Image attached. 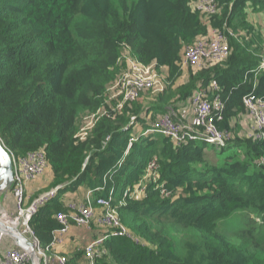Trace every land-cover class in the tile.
I'll list each match as a JSON object with an SVG mask.
<instances>
[{
    "label": "trees",
    "instance_id": "16d2710c",
    "mask_svg": "<svg viewBox=\"0 0 264 264\" xmlns=\"http://www.w3.org/2000/svg\"><path fill=\"white\" fill-rule=\"evenodd\" d=\"M118 1L0 0V141L15 157L44 149L50 188L64 186L38 207L31 229L47 248L61 228L56 216L77 201L65 203L67 194L85 189L95 200L113 192L123 225L141 243L110 238L98 264H264V138L241 136L239 124L244 98H264V72H253L264 61V38L248 20L264 0H218L214 15L193 10V0ZM210 28L226 34L230 55L187 68L180 82L184 49ZM123 50L154 64L165 89L118 109L121 100L109 103L107 89L122 72ZM198 90L224 106L214 113L228 136L225 147L213 146L216 158L228 153L220 165L207 161L205 142L177 146L159 133L137 134ZM99 111L81 140L80 117ZM151 163L156 181L147 178ZM135 185L145 187L138 201L125 195ZM240 210L251 215L233 243L218 226ZM83 253L68 263L85 264Z\"/></svg>",
    "mask_w": 264,
    "mask_h": 264
},
{
    "label": "built area",
    "instance_id": "2783aa9c",
    "mask_svg": "<svg viewBox=\"0 0 264 264\" xmlns=\"http://www.w3.org/2000/svg\"><path fill=\"white\" fill-rule=\"evenodd\" d=\"M218 0H193L191 8L204 15H214L219 11ZM231 53L227 36L218 29L210 28L204 36L198 37L195 42L184 49L182 53V68L199 70L205 65H216L225 61ZM132 55V54H131ZM133 56V55H132ZM126 60V70L122 76L113 84L115 91L112 99L121 100L117 108L121 109L125 102L139 100L141 93H161L165 89V80L156 70L155 65H144L134 56ZM256 76L264 72V61L253 71ZM119 77V76H118ZM215 90L216 88L213 87ZM244 105L249 119L252 121L253 133L249 137L261 140L264 138V98L250 94L244 98ZM193 113L191 123L175 119L171 114L160 116L152 127L144 131L141 136L153 133L162 134L172 140L175 145L180 146L189 142H205L216 147H225L227 135L216 125L217 117L215 112H221L224 108L218 96L210 101L204 91L198 90L190 100ZM104 113L90 114L89 126L84 127L77 133V137L85 140L95 125L97 118ZM138 137H133L136 141ZM130 143V144H131ZM14 181L10 190L16 207V216L10 217L13 226L16 224L21 233L34 245L40 259L39 264H69L68 257L62 254L53 253L52 248L61 246L64 236L69 233L71 227L76 225L81 228L94 230L97 234L85 246V264H98L99 260L107 254L104 246L110 238L124 237L139 244L141 241L133 235L122 223L117 209L113 206L111 198H97L93 200L94 192H88L86 201H73L67 205V211L60 212L56 218L61 228L53 232V239L50 246L42 248L36 235L30 227V221L37 212L39 206L49 199L58 195V186L37 197L30 206H27V188L32 182L44 177L48 171V159L44 149L29 152L26 156L15 157L13 154ZM155 164L151 163L149 169L152 171L147 178L153 177ZM167 197L170 196L165 190L162 191ZM145 187L134 186L125 191V195L138 201L144 197ZM0 264H33L29 251L23 250L16 243L3 245L5 233L0 232ZM7 236V235H6Z\"/></svg>",
    "mask_w": 264,
    "mask_h": 264
},
{
    "label": "rangeland",
    "instance_id": "374dc122",
    "mask_svg": "<svg viewBox=\"0 0 264 264\" xmlns=\"http://www.w3.org/2000/svg\"><path fill=\"white\" fill-rule=\"evenodd\" d=\"M114 1L116 4H118V2H119L118 0H114ZM129 1L132 2V1H137V0H129ZM131 56L132 55L128 50H123L121 52V54H120V66H121L122 72L119 75V77H117L116 80H118L122 76V74L125 72L126 60L128 58H131ZM162 74L165 75V72H162ZM186 76H188V71L186 72ZM182 81H183V79L180 80V82H182ZM114 82L111 85H109V87L107 89V96H108V102L109 103H111V99L113 98L112 96L115 93V91L113 89ZM146 95H149V94H146ZM188 103L190 104V101ZM180 104H181V106H184V107L186 106L185 103H180ZM178 107H179V105L177 104L176 110L178 109ZM175 111L168 112L167 114H171L176 119V113H174ZM90 116L91 115L87 113V114H84L80 117L79 122H78V132H80V130L84 127V125H86L89 122ZM177 120L183 121V123H191V122H186L180 118ZM90 124H88L86 126H89ZM239 124H241L240 125L241 126V132H240L241 136L249 137L253 133L254 128L252 125V121L249 119L247 114H244L243 116H241ZM206 153H207V157H206L207 161L209 163H214L215 165L216 164H219V165L222 164L223 161L225 160V158L228 156L227 152H225V153L218 152V155L216 158V155L214 154V147L212 145L207 146ZM50 189H52V188H50V184L48 183L46 185V188H43L42 190H40L39 193H40V195H42L43 193L47 192L48 190L50 191ZM32 203L29 204L27 202V206H30ZM11 206H12L11 205V194H10V190H9L8 192H5L4 194H2L0 196V214L7 219V221H4L2 219L6 223L10 222L9 216L10 217L16 216V214H14V212L12 211L13 208ZM2 211H7L9 216H7V215L4 216V214H7V213L6 212L4 213ZM249 214H250V212H247L246 210L237 211L230 219H226V220L219 222L218 232L221 234H224L233 243H238L240 241V237L237 235V232H239L245 228L246 218ZM2 216H1V218H2ZM4 237H6V239L3 241L4 246H6L8 244L7 239L9 240L10 243H12V240L8 235L6 236V234H5ZM84 249L85 248H83L81 251H84ZM78 251H80V250H78ZM83 256H84L83 261H85V251L83 253Z\"/></svg>",
    "mask_w": 264,
    "mask_h": 264
},
{
    "label": "crops",
    "instance_id": "0c3cea01",
    "mask_svg": "<svg viewBox=\"0 0 264 264\" xmlns=\"http://www.w3.org/2000/svg\"><path fill=\"white\" fill-rule=\"evenodd\" d=\"M248 20L254 27H256L262 33V36L264 38V11L259 12V13L256 11H250ZM241 34L245 35L246 33L241 32ZM237 37H238V35H236V38ZM253 47L254 48L258 47V45L254 44ZM260 49H262L261 46H260ZM259 55H262V53H260ZM183 69H184V75L182 78L183 79L182 82H186L188 80V76H186L187 70L185 68H183ZM185 104H186L185 107L181 106L180 103L178 104L179 107L174 112V113H176V119L180 118L186 122H192L193 121V113L191 110V106L188 102H185ZM146 130H148V129H146ZM146 130H144L142 128H138L137 134L140 135L142 132H144ZM52 181L53 180H52L51 173L49 171H47V174L44 177H42V178L38 179L37 181L29 184L28 188H27V201H28V203L29 204L32 203L36 199L35 197L39 194V191L42 190L43 188H46V185L48 183L51 184ZM88 192H90V191L85 190V189H80L75 194H67L64 198V202L66 203V202H68L70 200H74V199L75 200L82 199L81 201H85L87 199ZM10 194H11V192H10ZM11 205H12L11 207L13 208L12 211L14 212V214H16V207H15L14 199L12 198V196H11ZM6 213H7V211H6ZM5 215L9 216L8 213ZM96 232H97L96 227H94V230H89L86 228H81V227H78L76 225H73L71 227L69 233L64 236L62 245L55 247L54 249H56L57 253H62L63 255H66L67 257H69L72 254H74L75 252H77L78 250H82L83 248H85V246L89 243V241L92 240L94 238V236L97 234ZM5 239H6V237L3 238V241ZM7 243H10L8 239H7ZM12 243H14L13 240H12ZM56 252L53 251V253H56Z\"/></svg>",
    "mask_w": 264,
    "mask_h": 264
},
{
    "label": "water",
    "instance_id": "95a60500",
    "mask_svg": "<svg viewBox=\"0 0 264 264\" xmlns=\"http://www.w3.org/2000/svg\"><path fill=\"white\" fill-rule=\"evenodd\" d=\"M13 181L14 172L12 156L0 141V196L11 190ZM1 216L0 214V232L8 235L21 249L29 251L33 264H39L40 259L33 243L25 237L18 228L9 223L2 222Z\"/></svg>",
    "mask_w": 264,
    "mask_h": 264
},
{
    "label": "bare ground",
    "instance_id": "6f19581e",
    "mask_svg": "<svg viewBox=\"0 0 264 264\" xmlns=\"http://www.w3.org/2000/svg\"><path fill=\"white\" fill-rule=\"evenodd\" d=\"M5 212H6V211H5ZM2 219H3L4 221H7V219H6L5 217H3V216H2ZM3 220H2V222H4ZM9 220H10V222H11L10 217H9ZM4 223H6V222H4ZM13 226H16V224H13Z\"/></svg>",
    "mask_w": 264,
    "mask_h": 264
}]
</instances>
